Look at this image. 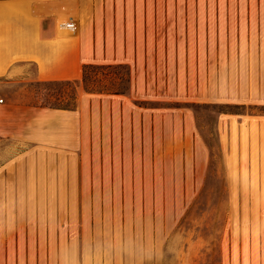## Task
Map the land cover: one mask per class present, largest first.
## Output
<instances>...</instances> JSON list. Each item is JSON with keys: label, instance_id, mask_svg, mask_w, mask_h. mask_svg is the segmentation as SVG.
<instances>
[{"label": "rangeland", "instance_id": "1", "mask_svg": "<svg viewBox=\"0 0 264 264\" xmlns=\"http://www.w3.org/2000/svg\"><path fill=\"white\" fill-rule=\"evenodd\" d=\"M60 5L59 25L63 6L79 19L78 0ZM196 5L264 7V0ZM129 69L95 71L101 86L125 89ZM34 73L32 66L0 81V97L51 107L59 93L61 103L73 94ZM165 83L144 81L134 99L138 143L105 146L106 167L94 168L105 191H86L92 171L80 147L43 161L31 177V163L20 159L25 145L0 134V264H264V106L181 100ZM131 88L132 79L125 94Z\"/></svg>", "mask_w": 264, "mask_h": 264}, {"label": "crops", "instance_id": "2", "mask_svg": "<svg viewBox=\"0 0 264 264\" xmlns=\"http://www.w3.org/2000/svg\"><path fill=\"white\" fill-rule=\"evenodd\" d=\"M62 1L73 2L0 0V81L27 75L32 66L34 79L47 81L79 79L88 63L126 64L132 88L130 94L83 92L75 109L12 105L0 97V134L25 145L20 159L31 163V177L43 161L80 147L83 168L92 171L86 191H105L95 164L106 167L107 145L123 151L138 143L134 99L146 80L166 82L181 100L264 106V7L78 0L75 37L76 29L59 25Z\"/></svg>", "mask_w": 264, "mask_h": 264}, {"label": "trees", "instance_id": "3", "mask_svg": "<svg viewBox=\"0 0 264 264\" xmlns=\"http://www.w3.org/2000/svg\"><path fill=\"white\" fill-rule=\"evenodd\" d=\"M124 68L127 67L129 69V66L123 65V64H94V63H88L84 64L83 66V74L82 77L79 79H67V80H47L43 81L44 83H50L60 86H68L73 88V94L68 96V100L66 103L63 102V94H60V97L58 100L60 101L59 104H56L54 106H51L53 108H59V109H75L77 107V91L80 87H84L87 91L91 92H100V93H113V94H125L127 93L130 82H131V76H130V69L127 72L126 81L129 84L127 88H122L120 85H115V83L111 84V86L103 85L101 86L99 77L97 76L98 72H96V69H105V68ZM94 72V73H93Z\"/></svg>", "mask_w": 264, "mask_h": 264}, {"label": "built area", "instance_id": "4", "mask_svg": "<svg viewBox=\"0 0 264 264\" xmlns=\"http://www.w3.org/2000/svg\"><path fill=\"white\" fill-rule=\"evenodd\" d=\"M63 12L66 13V18L62 20L61 26L66 30L74 31L77 27V19L70 5L63 6ZM4 99L0 98V103H3Z\"/></svg>", "mask_w": 264, "mask_h": 264}]
</instances>
